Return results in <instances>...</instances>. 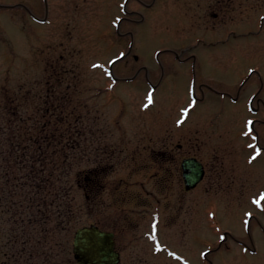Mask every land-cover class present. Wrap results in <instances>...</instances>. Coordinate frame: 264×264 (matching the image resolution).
Instances as JSON below:
<instances>
[{
	"label": "rangeland",
	"instance_id": "obj_1",
	"mask_svg": "<svg viewBox=\"0 0 264 264\" xmlns=\"http://www.w3.org/2000/svg\"><path fill=\"white\" fill-rule=\"evenodd\" d=\"M35 139L73 183L55 264H76L74 231L92 223L115 233L120 264H264V0H0V264L12 263L9 208L26 193L6 159ZM182 155L206 168L189 193L166 170ZM136 209L146 225L158 214L159 250Z\"/></svg>",
	"mask_w": 264,
	"mask_h": 264
},
{
	"label": "trees",
	"instance_id": "obj_2",
	"mask_svg": "<svg viewBox=\"0 0 264 264\" xmlns=\"http://www.w3.org/2000/svg\"><path fill=\"white\" fill-rule=\"evenodd\" d=\"M35 140L28 151L22 148L21 152L18 150L20 155L14 151L11 159H6V163H9V170L5 168L7 180L20 182L16 184L17 187L26 190L22 199L12 200L13 203L16 202V208L11 209L12 203L9 208L13 226L12 246L16 251L11 256V264H55L56 258L59 259L58 250L61 249L63 253L64 249L59 242L51 243L53 240L50 237L56 228L63 225L72 210V181L59 177L54 171V165L44 166V151L48 145H39ZM13 171L21 173V176ZM18 202L24 206L18 208ZM14 228L17 230L14 231ZM23 235H31V238L21 239ZM36 258L40 260L38 263Z\"/></svg>",
	"mask_w": 264,
	"mask_h": 264
},
{
	"label": "water",
	"instance_id": "obj_3",
	"mask_svg": "<svg viewBox=\"0 0 264 264\" xmlns=\"http://www.w3.org/2000/svg\"><path fill=\"white\" fill-rule=\"evenodd\" d=\"M185 187L191 189L203 178L204 170L194 158L182 163ZM73 257L78 264H119L120 255L115 250L113 234L96 226L78 228L72 241Z\"/></svg>",
	"mask_w": 264,
	"mask_h": 264
},
{
	"label": "flooded vegetation",
	"instance_id": "obj_4",
	"mask_svg": "<svg viewBox=\"0 0 264 264\" xmlns=\"http://www.w3.org/2000/svg\"><path fill=\"white\" fill-rule=\"evenodd\" d=\"M134 21V20H133ZM182 53L183 52H185V50H182L181 51ZM176 58L178 59L177 60V62L179 63V64H187V62H189L187 59H185V60H179V54H176ZM192 63H194V62H192ZM159 68L161 69V71H162V73H163V69H164V66L162 65V64H160L159 63ZM150 87H151V89L155 92L156 91V89L157 88H159V84H151L150 85ZM194 97H195V94H194ZM196 98V97H195ZM197 99V98H196ZM232 101H235V99H232ZM258 141V140H257ZM177 149L178 150H180L181 148H182V146L180 145V144H177ZM258 147H259V149L260 150H262L263 151V147H261V146H259L258 145ZM190 157H194V158H196V159H198L200 162H202L198 157H196V156H193V155H182V157L180 158V159H178V158H176V157H174V156H171V157H169V162H167L168 163V167H167V171H168V174L169 175H171V176H177V175H179L180 174V178L182 179V182H183V187H184V192H186V193H189V192H191V191H193V190H195L196 188H198V186L200 185V183L204 180V177H205V175H206V168H205V165H204V163L202 162V164H203V166H204V169H205V174H204V177H203V179L194 187V188H192V189H186L185 188V184H184V172H183V167H182V163H183V160L184 159H187V158H190ZM147 167L149 168V165H147ZM150 170V169H149ZM139 172V171H138ZM91 176H90V178L88 179L87 178V181H90L89 182V191H92L94 188H95V182H94V176L95 175H98L100 172L99 171H97L96 172V170L94 169V170H92L91 172ZM132 173V172H131ZM137 173V172H136ZM103 174V173H102ZM156 175H157V173L156 172H149L148 173V178H150V180H153L155 177H156ZM100 186V185H99ZM123 210H124V214H125V216L123 215V213H121V214H119V215H122V217H123V219L124 220H126V218H128L127 217V215H126V211H125V209L123 208ZM123 210H122V212H123ZM148 211H150V210H147V212ZM149 213V212H148ZM143 214V210H141V209H136V211H135V213H134V215L138 218V228H141L142 229V231H143V229H147V231H144V232H142V235H143V237L144 238H147L148 239V241H150L151 243H153V244H157L158 245V234H157V231H158V222H159V216H158V214L157 213H153L152 214V216L150 217L151 218V220H150V222L148 223V225H146V221H147V219L145 220V218H144V216L142 215ZM131 215H133V214H131ZM133 215V216H134ZM149 215V214H148ZM148 215H147V217H148ZM145 222V223H144ZM156 225V228H155V235H156V239L155 240H152V239H150V237L152 236V234H153V225ZM142 225V227H140ZM108 231H111V230H108ZM114 233V232H113ZM114 236H116L115 235V233H114ZM202 257L204 258L205 257V253L203 252L202 253ZM200 258V257H199Z\"/></svg>",
	"mask_w": 264,
	"mask_h": 264
},
{
	"label": "snow or ice",
	"instance_id": "obj_5",
	"mask_svg": "<svg viewBox=\"0 0 264 264\" xmlns=\"http://www.w3.org/2000/svg\"><path fill=\"white\" fill-rule=\"evenodd\" d=\"M122 7H123V6H122ZM95 67H99V65H96ZM153 102H154V101H153L152 93H149V94H148V97H147V103L145 104V108H147L149 105L153 104ZM184 115H185V116L188 115L187 110H185ZM180 123H183V121H180ZM251 123H252L251 121L248 122L249 125H251ZM249 131H251V128H249ZM246 134H247V133H246ZM259 155H260V152L257 151L256 156H253V157H252V160H255L256 157L259 156ZM249 162L251 163L252 161L250 160ZM262 198H264V197H262ZM254 203H257V204H258L259 202H258V201H254ZM247 224H248V221L246 220V221H245V225L247 226ZM155 228H156V225L154 224V225H153V234H152V236L150 237V239H152V240H155V239H156ZM220 239H221V240H224V237L222 236ZM157 250H159V245H157Z\"/></svg>",
	"mask_w": 264,
	"mask_h": 264
}]
</instances>
